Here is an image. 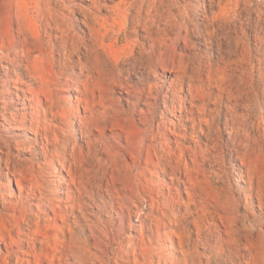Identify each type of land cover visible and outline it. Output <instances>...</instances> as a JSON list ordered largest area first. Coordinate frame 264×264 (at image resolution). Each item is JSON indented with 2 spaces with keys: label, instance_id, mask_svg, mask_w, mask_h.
I'll return each instance as SVG.
<instances>
[{
  "label": "clouds",
  "instance_id": "1",
  "mask_svg": "<svg viewBox=\"0 0 264 264\" xmlns=\"http://www.w3.org/2000/svg\"><path fill=\"white\" fill-rule=\"evenodd\" d=\"M0 264H264V0H0Z\"/></svg>",
  "mask_w": 264,
  "mask_h": 264
},
{
  "label": "bare ground",
  "instance_id": "2",
  "mask_svg": "<svg viewBox=\"0 0 264 264\" xmlns=\"http://www.w3.org/2000/svg\"><path fill=\"white\" fill-rule=\"evenodd\" d=\"M0 75H2V72H0ZM7 96H8V92L6 91V86L5 88H0V98H3L6 102Z\"/></svg>",
  "mask_w": 264,
  "mask_h": 264
}]
</instances>
